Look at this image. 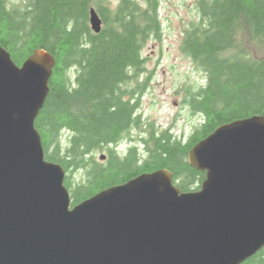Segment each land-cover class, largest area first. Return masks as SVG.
I'll list each match as a JSON object with an SVG mask.
<instances>
[{"label": "water", "instance_id": "95a60500", "mask_svg": "<svg viewBox=\"0 0 264 264\" xmlns=\"http://www.w3.org/2000/svg\"><path fill=\"white\" fill-rule=\"evenodd\" d=\"M56 65L37 49L18 66L0 44V264H243L264 248V116L189 151L206 173L197 191L160 169L72 206L35 126Z\"/></svg>", "mask_w": 264, "mask_h": 264}, {"label": "trees", "instance_id": "16d2710c", "mask_svg": "<svg viewBox=\"0 0 264 264\" xmlns=\"http://www.w3.org/2000/svg\"><path fill=\"white\" fill-rule=\"evenodd\" d=\"M150 1L147 10L133 6L136 19L117 18L122 30L108 27L94 35L88 29L91 0H29L24 7L0 0V44L13 61L22 66L37 49L57 60L35 126L46 160L66 171L72 206L160 169L173 173L182 192L197 191L206 173L190 166L189 151L224 124L264 116V0H201L199 20L182 43V52L205 73L203 84L185 90L201 123L184 142L143 121L140 99L131 106L124 95L144 70L146 44L161 38L157 2ZM144 85L135 89L139 96ZM132 121L139 131H151L143 140L149 152L144 161L136 147L127 156L117 149ZM108 146L114 150L102 163L96 154ZM243 264H264V248Z\"/></svg>", "mask_w": 264, "mask_h": 264}, {"label": "rangeland", "instance_id": "374dc122", "mask_svg": "<svg viewBox=\"0 0 264 264\" xmlns=\"http://www.w3.org/2000/svg\"><path fill=\"white\" fill-rule=\"evenodd\" d=\"M162 1L161 38L150 39L146 44L143 56L147 62L131 85L137 89L139 83L144 85L147 82L140 96L137 91L143 121L154 123L159 132L170 129L185 142L202 120L186 101L185 90L203 84L205 73L182 52L181 47L186 30L198 22L200 15L196 10V0ZM25 2L28 0H11L15 5ZM124 147L125 144L121 143L118 150L121 152ZM103 154L98 152L97 160L101 161Z\"/></svg>", "mask_w": 264, "mask_h": 264}, {"label": "flooded vegetation", "instance_id": "af4514ba", "mask_svg": "<svg viewBox=\"0 0 264 264\" xmlns=\"http://www.w3.org/2000/svg\"><path fill=\"white\" fill-rule=\"evenodd\" d=\"M29 1V0H28ZM92 4L89 6L88 10V29L93 33L94 35H100L103 33L108 27L110 29H115L118 28L119 30H122L120 28L121 23L117 22V18L123 17L121 20L122 22L125 21H132L134 20L133 17L136 19L137 18V10L135 11V8L133 7L134 5L138 7L141 6L143 9H149V6H151V1L150 0H127V5H124V2L126 0H91ZM201 0H196V5L197 3ZM152 2H157V12L159 15L160 19V11L162 8L163 1L162 0H152ZM27 2H25L26 4ZM25 4L22 5H15L11 4L13 6H19V7H24ZM95 10L96 14L101 20L102 26H101V32L100 33H95L92 29L91 25V11ZM198 14L200 15V10L197 9ZM135 23V22H134ZM153 39V38H152ZM182 49V47H181ZM133 80L130 81V83H127L126 85L130 86L132 90L124 95V100L129 102L131 106H134L138 102V94L135 92V89L132 87V82ZM137 115V110H134L132 119ZM149 129L145 127L143 130L139 131L138 127L133 123V121L129 124L127 127L126 131L124 132V138L122 143L125 144V147L121 150V153L124 155H130L131 153V148H137V153L139 154L141 161H144L148 157V148L144 145V138L146 135L148 136ZM119 146H117V149ZM106 151L103 152L104 154L101 155V162L102 163H107L108 159L110 157V152L114 150L111 146L106 147ZM105 157L104 159L102 157Z\"/></svg>", "mask_w": 264, "mask_h": 264}]
</instances>
